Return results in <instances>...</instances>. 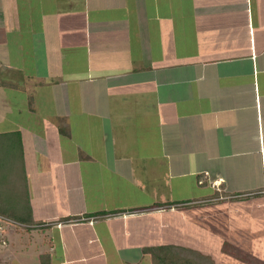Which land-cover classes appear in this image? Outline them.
<instances>
[{
    "label": "crops",
    "instance_id": "1",
    "mask_svg": "<svg viewBox=\"0 0 264 264\" xmlns=\"http://www.w3.org/2000/svg\"><path fill=\"white\" fill-rule=\"evenodd\" d=\"M11 130L36 221L13 264H264V0H0Z\"/></svg>",
    "mask_w": 264,
    "mask_h": 264
},
{
    "label": "trees",
    "instance_id": "2",
    "mask_svg": "<svg viewBox=\"0 0 264 264\" xmlns=\"http://www.w3.org/2000/svg\"><path fill=\"white\" fill-rule=\"evenodd\" d=\"M0 143V147L3 148V152H0V183L5 184L7 181H11L17 184V186L12 185L10 189L0 185V195L6 194L11 190L14 193L20 190V194H22L20 196L27 202L26 206L7 207L3 205L4 200L0 197V216L12 221V224L15 223L14 226L16 227L25 226L27 230L33 229L36 226V221L33 218L29 194L25 187V157L21 131L11 130L0 132ZM6 189L8 192L2 193ZM147 251L153 254L155 261H157L155 264H214L213 260L204 257L200 253H195L196 255L193 253V255L191 254V259H187L184 254L185 250L182 248L181 252V247L163 245L149 247Z\"/></svg>",
    "mask_w": 264,
    "mask_h": 264
},
{
    "label": "rangeland",
    "instance_id": "3",
    "mask_svg": "<svg viewBox=\"0 0 264 264\" xmlns=\"http://www.w3.org/2000/svg\"><path fill=\"white\" fill-rule=\"evenodd\" d=\"M1 144V143H0ZM1 146V145H0ZM0 152H3V148L0 147ZM11 169V168H10ZM20 179V177H18ZM8 180V179H5ZM21 181V180H20ZM1 186L10 189L12 185L17 186L16 183H13L11 181H7L5 184H1ZM8 192L7 189L2 192V193H6ZM22 194H20V190L16 193H14L12 190L6 194H2L0 195V197H2L1 199H3V205L7 206V207H13V206H18V207H22V206H26L27 202L24 201V198H22L21 196ZM5 202V203H4ZM10 202V203H8ZM3 217V216H2ZM4 218V219H3ZM2 220H0V224H2L0 226V264H13V261L15 262L17 260L18 257V251H17V241H15L12 238V233L13 230L16 229L18 231H22V230H27V228L23 227H16L13 224H11V222L9 220H6V217H3ZM194 220V218H188L187 222H185V226L188 227L191 225V222ZM225 224V233L226 236L227 234H231V232L233 231V229L231 227H226V223ZM181 226V225H180ZM181 228H183L181 226ZM217 228V235L215 236L214 240L215 241H219L218 243L222 244V236L219 232H221L222 230H224V227L222 226V224L220 226L216 225ZM13 229V230H12ZM233 234V232H232ZM234 235V234H233ZM220 244V245H221ZM218 246V245H217ZM230 245H226L225 249H229ZM217 251H222V249H216ZM185 257L187 258H191V255H186Z\"/></svg>",
    "mask_w": 264,
    "mask_h": 264
},
{
    "label": "built area",
    "instance_id": "4",
    "mask_svg": "<svg viewBox=\"0 0 264 264\" xmlns=\"http://www.w3.org/2000/svg\"><path fill=\"white\" fill-rule=\"evenodd\" d=\"M2 219V217L0 216V220ZM11 222V224H12V221H10ZM13 225H15V223H13ZM1 226V225H0ZM25 227V226H24Z\"/></svg>",
    "mask_w": 264,
    "mask_h": 264
}]
</instances>
